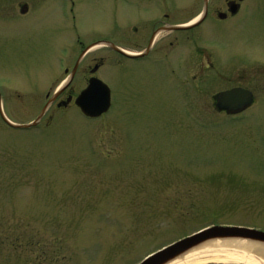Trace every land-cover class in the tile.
<instances>
[{"label":"rangeland","instance_id":"374dc122","mask_svg":"<svg viewBox=\"0 0 264 264\" xmlns=\"http://www.w3.org/2000/svg\"><path fill=\"white\" fill-rule=\"evenodd\" d=\"M59 2L69 14L60 0H0V107L14 125L37 119L79 55L60 34ZM23 3L30 13L21 18ZM78 3V17L109 27L118 46L129 13L122 0ZM253 12L250 26L216 42L188 41L196 31L169 36V100L153 73L139 81L134 62L96 48L83 68L105 59L95 75L110 90L107 114L88 120L73 103H55L27 130L0 116V264H140L207 228L264 232V18ZM215 49L225 55L220 80L204 84L199 67ZM235 86L252 92L254 105L215 113L210 96ZM235 240L248 241H210Z\"/></svg>","mask_w":264,"mask_h":264},{"label":"flooded vegetation","instance_id":"af4514ba","mask_svg":"<svg viewBox=\"0 0 264 264\" xmlns=\"http://www.w3.org/2000/svg\"><path fill=\"white\" fill-rule=\"evenodd\" d=\"M60 1L64 2V4L69 3V14L65 12L63 4L60 5L59 2L56 5L59 11L58 24L61 30L60 34L63 39L73 41L71 51L79 49V55L72 67L64 70V80L60 83L59 87H65L53 103L57 105L69 101L67 106L71 103L74 104L79 93L87 87L88 81L96 78L95 74L105 65L103 57L91 58L85 64V68H83V62L86 60V57L96 48L111 51L117 54L123 61L129 60L134 62L136 64V77L139 78V81L140 79L142 80V77L145 78L146 72H149L150 75L153 73V82L164 88L163 90L169 100V47H173V43H169L170 35L189 34V32L196 31L197 34L191 33L186 39L192 42H200V40L207 42L208 39L210 42H216L221 36L228 35L231 31L235 32L238 26H250L255 19L254 17L258 15L256 12H253V9L263 10L262 16L264 18V0H182L178 5L172 1L122 0V3L125 5L124 9H128L129 13L118 23L119 31L117 35L120 43L118 46L112 44L122 52L117 53L110 47L102 45L105 43L111 44L109 27L102 29L95 28L90 25V21L78 17V7L81 6L78 0ZM174 4L176 7H174ZM16 9L21 18L30 13V8L26 3L18 4ZM159 13H162L160 17L158 16ZM224 26H227V28ZM175 28L178 30H173ZM95 34L98 35L95 36ZM91 40L95 41L87 44L83 42ZM192 42L190 43L192 44ZM220 49L213 50L215 57L212 61L203 62L199 67V81L204 84L220 80L219 63L221 62L220 57L223 55ZM201 51L200 49V53L206 50ZM250 61L253 62V60ZM254 61H257V59ZM120 64L122 65L121 62ZM81 70L85 74L82 73L84 75L80 77L86 82V85L74 97L72 85L79 77L78 75ZM234 89L249 92L252 97L251 105L237 112L220 109L219 95ZM47 99L49 100V97ZM1 100L2 96L0 94V104ZM210 100L214 112L226 116L242 114L255 103L252 92L238 86L213 93L210 96ZM60 108L65 107L61 106Z\"/></svg>","mask_w":264,"mask_h":264},{"label":"water","instance_id":"95a60500","mask_svg":"<svg viewBox=\"0 0 264 264\" xmlns=\"http://www.w3.org/2000/svg\"><path fill=\"white\" fill-rule=\"evenodd\" d=\"M173 30H178L177 28ZM110 47L117 53H122L112 44H102ZM129 57H132L128 55ZM68 83V82H67ZM65 86H62L49 98L46 105L42 108L35 121L28 125H14L9 123L3 116L0 107V116L2 121L11 129L27 130L35 127L43 118L48 108L55 102L57 97L63 92ZM110 90L96 78L88 81L87 87L79 93L74 101L75 107L80 113L90 120H95L106 114L110 109ZM219 108L231 112L242 111L252 103L251 94L241 89H234L219 95ZM57 104V108L66 107L67 103ZM240 238L250 242L264 245V232L239 227H212L204 229L198 233L182 239L144 259L140 264H166L180 255L197 248L198 246L215 239Z\"/></svg>","mask_w":264,"mask_h":264},{"label":"bare ground","instance_id":"6f19581e","mask_svg":"<svg viewBox=\"0 0 264 264\" xmlns=\"http://www.w3.org/2000/svg\"><path fill=\"white\" fill-rule=\"evenodd\" d=\"M234 249L233 252H227ZM235 250H241L237 253ZM257 254L264 260V245L242 240L235 241H210L194 250H190L166 264H207V263H238L258 264L252 259L251 254Z\"/></svg>","mask_w":264,"mask_h":264}]
</instances>
